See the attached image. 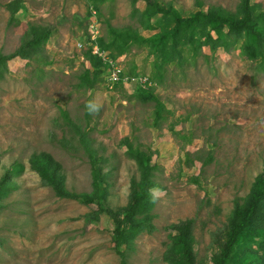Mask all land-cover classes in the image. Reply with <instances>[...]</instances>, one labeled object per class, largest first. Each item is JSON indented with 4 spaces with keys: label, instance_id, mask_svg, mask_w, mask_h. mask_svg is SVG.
Segmentation results:
<instances>
[{
    "label": "rangeland",
    "instance_id": "rangeland-1",
    "mask_svg": "<svg viewBox=\"0 0 264 264\" xmlns=\"http://www.w3.org/2000/svg\"><path fill=\"white\" fill-rule=\"evenodd\" d=\"M157 1L185 19L209 11L242 16L241 0ZM251 1L255 15L264 16V0ZM145 11L141 0H0V55L52 30L31 57L9 60L0 78V181L7 176L8 189L0 198V264H121L113 220L99 207L121 213L139 179L124 138L157 165L152 199L139 216L147 224L121 246L125 263L186 264L190 255L194 264H214L220 255L264 172L262 50L241 36L227 38V51L221 25L196 36L182 61L168 46L159 55V38L171 25ZM252 23L264 34V21ZM94 46L103 73L88 89L79 76L93 71L85 55ZM109 61L124 80L112 88ZM131 78L146 80L144 87ZM138 89L162 103L158 123L154 102H142ZM89 153L105 175L101 200ZM44 158V175L62 184L65 197L34 170L32 161ZM186 220L193 224L184 250L178 229ZM245 239L252 252L237 258L244 248L235 245L228 264H264L257 248H264V224L251 225L238 244Z\"/></svg>",
    "mask_w": 264,
    "mask_h": 264
},
{
    "label": "trees",
    "instance_id": "trees-1",
    "mask_svg": "<svg viewBox=\"0 0 264 264\" xmlns=\"http://www.w3.org/2000/svg\"><path fill=\"white\" fill-rule=\"evenodd\" d=\"M18 1V0H17ZM139 0H132L134 5ZM146 5V11L150 15H161L163 19L167 20L169 25H171L170 33L163 35L159 38L160 47L158 49V54L161 55L165 48L168 46L171 50L172 55L182 61V54L187 51L188 44L192 45L193 40L196 36H202V34L208 30L216 29L224 25L226 28V33L221 35L224 39L220 46L225 47L228 51L229 46L232 45L231 42L227 41L228 37L235 39L243 36L246 40L251 38L253 41V50L259 49L262 50V60L257 65L260 70L264 71V34L256 33L254 31L255 24L252 23L254 18H257L259 21H264V16L262 14L255 15V6L252 5L251 0H241L242 5V16L239 19L223 17L218 13L213 11L207 12V14H202L201 12L195 14L190 18H183L179 15V12L176 11L171 6H163L157 0H141ZM14 4V3H13ZM10 4L8 6H11ZM139 11L134 7L132 14H137ZM255 33V34H254ZM52 35V30L48 29L42 31L36 39L31 40L24 46L20 47L13 54L8 56L0 55V78L3 73L7 70L5 69L6 63L17 57H31V54L34 50L40 49L45 43L49 40ZM207 36H203L206 38ZM158 44L154 45V48ZM244 48V47H242ZM196 56L200 55L199 51L196 50ZM89 58L90 65L93 67V71L85 69L83 73L79 76V86L87 87L88 89H93L95 84L98 82L102 75L101 61L100 57L93 55L91 51L85 55ZM203 58L207 61V57L202 55ZM87 58V59H88ZM172 58H170V61ZM138 98L142 102H154L155 105V122L158 123L162 119V110L163 105L159 99L151 92L145 91V89H138L137 93ZM123 146L126 148V155L129 159L133 160L139 171L138 181H133L131 183V194L130 199L126 207L122 210L121 213H113L111 211L103 210L101 207L100 212H106L113 220L114 231H113V240H114V249L117 252V255L121 259V264H126L124 260V254L121 251V246L126 244L129 241L131 236H134L138 233L143 226H146V222L139 220V216H144L147 213L149 207V202L152 199L151 190L154 185L155 171L157 170V165L152 163L151 154L142 152L139 149L132 147L129 139H123ZM91 168H92V184L94 188V197L100 199L104 193V184H105V175L100 174V169L96 167L99 159L91 153H89ZM34 170L39 173L44 179L48 182L53 183V188L57 196L65 197L63 186L60 182L54 181L51 177L48 179L44 175L46 171L47 160L41 161L38 163L32 161ZM21 171L20 168H14L13 172L17 173ZM7 176L0 181V198L5 195L6 190L4 184L6 183ZM101 200V199H100ZM98 200V202L100 201ZM85 203V201H81ZM240 215V216H239ZM238 222L233 224L229 238L226 243L223 245L220 255L214 259V264H228L229 257L232 251H234L235 245L242 246L244 250L237 254V258L240 255L246 254L249 255L252 252L251 247H248V240H244L242 245H239L237 238L241 236L251 225L255 223L264 224V172L257 175L251 193L245 200V203L241 210L238 208L237 212ZM193 220H186L184 224L179 227V240L184 245V250L187 248V239L189 240L191 227ZM245 238L246 235H244ZM258 249L264 250L262 245H258ZM188 255L187 253H185ZM186 264H194L192 256H185ZM244 260L240 261L239 264H245Z\"/></svg>",
    "mask_w": 264,
    "mask_h": 264
},
{
    "label": "built area",
    "instance_id": "built-area-1",
    "mask_svg": "<svg viewBox=\"0 0 264 264\" xmlns=\"http://www.w3.org/2000/svg\"><path fill=\"white\" fill-rule=\"evenodd\" d=\"M92 54L100 58H103L102 54L99 53L97 46L93 47ZM122 77H123L122 69L119 68V66L116 63L109 61L107 74L105 75V79L108 82V88H112L114 85L124 81ZM136 80L137 82H140V87L143 88L146 80L131 78L129 79V83L136 82Z\"/></svg>",
    "mask_w": 264,
    "mask_h": 264
},
{
    "label": "clouds",
    "instance_id": "clouds-1",
    "mask_svg": "<svg viewBox=\"0 0 264 264\" xmlns=\"http://www.w3.org/2000/svg\"><path fill=\"white\" fill-rule=\"evenodd\" d=\"M86 107L91 109V105H86ZM92 111H94L95 109H91Z\"/></svg>",
    "mask_w": 264,
    "mask_h": 264
}]
</instances>
